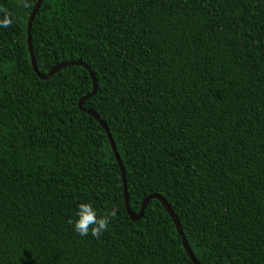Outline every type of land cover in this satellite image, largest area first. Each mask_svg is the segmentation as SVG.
I'll list each match as a JSON object with an SVG mask.
<instances>
[{"label": "trees", "instance_id": "obj_1", "mask_svg": "<svg viewBox=\"0 0 264 264\" xmlns=\"http://www.w3.org/2000/svg\"><path fill=\"white\" fill-rule=\"evenodd\" d=\"M36 2L0 0V264H194L158 198L130 217L89 71L33 69ZM30 31L42 74L94 72L133 213L160 194L201 264H264V0H41Z\"/></svg>", "mask_w": 264, "mask_h": 264}, {"label": "water", "instance_id": "obj_2", "mask_svg": "<svg viewBox=\"0 0 264 264\" xmlns=\"http://www.w3.org/2000/svg\"><path fill=\"white\" fill-rule=\"evenodd\" d=\"M40 3H41V0H37L36 2V5L34 7V9L32 10L30 16H29V20H28V23H27V33H28V37H27V42H28V47H29V52H30V55H31V60H32V65H33V69L35 70V72L37 73V75L42 78V79H47L48 77H50L53 73H55L56 71H58L60 68L66 66V65H71V64H78V65H82L84 66L90 73L91 75V78H92V81H93V88H92V91L86 95H84L83 97L80 98L79 100V108L88 113L89 115L93 116L96 120L99 121V123L102 125V127L105 129V131L107 132L108 134V138H109V141H110V144H111V147H112V150L114 151V154H115V157L120 165V168L122 170V176H123V182H124V196H125V203H126V207H127V211L130 215V217L133 219V220H138L140 217H142L143 215V212H144V209L147 205V203L149 202L150 199L152 198H158L162 205L167 209L169 215L171 216V218L173 219L176 227H177V230H178V233L181 237V240H182V243H183V246H184V249L186 250L188 256L190 257V259L194 262V264H201L197 258L194 256L190 246L188 245V242L184 236V233H183V230H182V227H181V224L179 222V219L178 217L176 216V214L174 213V211L171 209V207L169 206V204L167 203L166 199L163 198L160 194H151L149 196H147L143 202H142V205L140 207V210L138 213H133L132 210L130 209V206H129V198H128V194H127V187H126V180H125V171H124V167L122 165V162H121V159H120V156H119V153L117 152V149H116V145L114 143V140L112 138V135L111 133L109 132V129H108V126L107 124L99 117L98 113H96L93 109H89V108H86L83 106V102L84 100H86L87 98L91 97L94 95V93L96 92L97 90V79L95 77V74L94 72L91 70V68L85 64L84 62L82 61H76V60H70V61H63L61 63H58L56 64L48 73L46 74H42L38 68H37V65H36V61H35V57H34V53H33V48H32V43H31V23H32V20L40 6Z\"/></svg>", "mask_w": 264, "mask_h": 264}, {"label": "clouds", "instance_id": "obj_3", "mask_svg": "<svg viewBox=\"0 0 264 264\" xmlns=\"http://www.w3.org/2000/svg\"><path fill=\"white\" fill-rule=\"evenodd\" d=\"M25 6L27 5L25 4ZM11 23L12 19L9 13L4 9H0V28H7ZM115 213L114 208L101 211L91 201L82 200L76 203L73 215L67 223L76 235L81 237L90 236L96 239L107 231L111 217Z\"/></svg>", "mask_w": 264, "mask_h": 264}]
</instances>
